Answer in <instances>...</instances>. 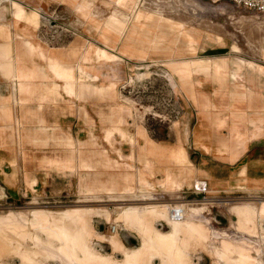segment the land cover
<instances>
[{
	"label": "rangeland",
	"instance_id": "obj_1",
	"mask_svg": "<svg viewBox=\"0 0 264 264\" xmlns=\"http://www.w3.org/2000/svg\"><path fill=\"white\" fill-rule=\"evenodd\" d=\"M138 9L147 17L131 41ZM0 26L8 29L25 68L21 78L9 76L0 58V108L13 92L32 106L20 113L25 102L19 101L11 120L0 110V133L16 160L0 161V264H85L103 257L127 264V253L145 244L151 252L139 264H167L152 250L154 235L172 239L183 264H239L247 252L260 256L264 194L212 201L192 187L178 196L142 197L139 191H124L121 175H134V158L149 143L161 147L160 162L173 148L187 152L183 141H194L201 127L204 138L222 150L228 151L231 137L233 157H238L239 144L249 138L247 123L251 120L255 131L264 125L257 119L261 110L240 107L244 99L252 106L264 103V74L248 65L264 68V12L234 0H0ZM190 39L196 41V53ZM3 41L0 37V53ZM41 51L76 75L79 96L65 91L56 63L43 59ZM225 58L230 72L222 87L211 67ZM54 80L57 108L40 107V94L50 91ZM105 94L125 117L112 128ZM76 143L82 147L74 168L57 169L58 162L73 158ZM194 151L193 159L202 161ZM98 154L114 169H95ZM177 204L188 206L176 210ZM156 205L171 209L150 213ZM129 207L144 217L121 222L119 213ZM176 212L182 217H174ZM113 235L119 239L116 247Z\"/></svg>",
	"mask_w": 264,
	"mask_h": 264
},
{
	"label": "bare ground",
	"instance_id": "obj_2",
	"mask_svg": "<svg viewBox=\"0 0 264 264\" xmlns=\"http://www.w3.org/2000/svg\"><path fill=\"white\" fill-rule=\"evenodd\" d=\"M126 5L128 6V4ZM121 15L124 17L127 16L126 14H121ZM146 17L147 15L143 10H140V9L136 10V12L134 13L133 27L131 29V33L128 35L129 40L132 41L134 39L135 34L138 32V28L142 26V20ZM7 30L8 29L6 27L0 26V37L4 40L3 43L1 44L2 50H3L2 53H0V58L3 60V65L1 66H3L4 69L10 70L8 73L9 76H17L21 78L23 76V72L25 68L23 64L20 63L19 60L17 59L18 56L16 57L14 53L15 42L9 38L7 34ZM189 42L191 44L190 48L192 47L191 50L193 51V53H196L195 52L196 51V46H195L196 41L193 39H190ZM159 44L160 43L156 45H159ZM232 49L233 51L234 50L237 51V47L232 46ZM40 56L43 59L49 58L51 59L52 63H56L54 71L56 73V76H58L59 79L64 81L65 91L70 95L74 94L75 96H79V89H78L79 87H78L76 75L64 69L63 65L58 62L59 60L58 58L52 55L46 54L44 51L40 52ZM248 65L252 69L259 70L261 73L264 74V68H262L259 65H256L254 62L248 63ZM229 67L230 66H229V62L227 58L221 60L220 62L214 61L212 63L211 68L214 72L215 80L222 87H224L228 83L229 72H230ZM186 70H184V72H186ZM55 81L56 80L53 81L54 83H50V91H48L45 94H40L39 96L40 107H46V103H47L49 107L52 108L53 110L57 108L58 106L57 102L60 99V94L56 87ZM254 81L255 79L253 78V82H249V86L251 87L252 90H254V88L256 89V83H254ZM237 82L239 83V85H241V87H244L247 83V81H245L244 78H237ZM105 98H106V101L108 102V108L110 109V114L108 117V127L112 128L122 123L125 117L120 109V106L118 104H115L113 101H111L108 98V94H105ZM4 100L7 102V104L0 108V110L3 111L4 119L11 120L13 118V113H12L13 105L18 103L19 101L25 102V104H23V106L19 107L18 109L20 113L27 114L30 111H32V106L29 104L30 102L28 103L26 99H24V97H22L21 95H18L17 92H13L11 95L6 97ZM30 100L32 101V99ZM256 105L258 106L256 107ZM256 105L252 106V103L249 105V103L244 99V102L240 104V107H242L245 112H248L249 109H256V110H261L262 112H264V103H260L258 101ZM236 122H239V121H236ZM261 122L264 123V121H260V124ZM202 131H203V128L201 127L200 129H197L194 132L195 141L197 144H202L204 148H208L209 144L208 142H206L208 140L204 138ZM21 135H22V130L19 129L18 136L20 137V140L22 141ZM6 147L8 148L6 141H5V137L4 135H1L0 133V161H2L4 157H6L12 163H14L16 161L14 159L15 156L10 152V150H14V148L13 147L8 148L7 149L8 152H7L5 151ZM80 147H82V145L80 143H76L74 154L70 156V157L73 156V158H69L66 164L58 162L59 165L56 166L57 169L63 166L74 168L73 159H75V157L77 156L78 154L77 149ZM160 148H161L160 146H157L154 143L153 144L149 143V148H147V145H146L144 150H141L140 153L138 152L136 154L134 160H136L137 164L135 167L136 169H135L134 175H128L126 173H122L121 175L123 183H124L125 192L133 193V192L139 191L140 196L152 197V198L154 197L156 198V196L161 197L162 194L160 195L159 192H163L168 195L178 196L182 188L190 189L192 187H195V185H200L202 182L208 183V181L205 178L200 177L203 174L206 175L207 171L202 168L204 170V173L202 174L201 167L196 166L193 162L190 161L189 155L187 152L176 151L173 148L172 150L168 151L169 153L167 154V160L165 162H160L159 161L160 154L158 151ZM95 159H96V162L94 164L95 169H97L99 172H101V170H104V169H114V167L110 165L108 161L105 160L102 155L98 154V156H96ZM158 172L163 173L162 179L156 178V174H158ZM182 206L186 208L188 205L177 204L175 205L174 209L178 210ZM159 209L162 210L163 212L168 213L171 207L167 206L165 208V207L156 205V206H153L151 209H149V211L150 213L153 214V213H156ZM139 211H140L139 209H134L131 207L126 208V209L123 208L122 212L119 213V219L121 222L132 224L133 222L139 221L144 217V215L141 214V212ZM180 225L181 223H177L173 231V234H175V232L178 231V228L180 227ZM116 230H117V227H113V231L116 232ZM257 240L262 241V238H257ZM110 241L116 247L119 243L118 236L113 235ZM153 242H154V245L152 246V250H154L153 252L161 254V256H163L164 262H167V264H183L179 256L173 251L172 239H164L159 235H154ZM149 249H150L149 246L145 244L138 251L127 253V264L129 263L139 264L141 262L143 254L148 255V253L151 252ZM263 252H264V247L262 246L258 248V253L260 255L258 258L252 257L250 253L247 252V254L244 257V260L239 262V264H264V260L262 259ZM85 264H117V263L112 262L110 258L103 257L97 261L87 260ZM187 264H190V263H187Z\"/></svg>",
	"mask_w": 264,
	"mask_h": 264
},
{
	"label": "crops",
	"instance_id": "obj_3",
	"mask_svg": "<svg viewBox=\"0 0 264 264\" xmlns=\"http://www.w3.org/2000/svg\"><path fill=\"white\" fill-rule=\"evenodd\" d=\"M256 114L257 119H264V112L256 111ZM247 127L250 129L249 138L239 144L241 152L238 157H233L232 138L229 136L228 151L222 150L216 141H206L210 145L209 149L198 146L195 137L194 141H183L182 145L187 150L190 161L207 171L206 175L200 177L205 178L208 187L213 189L207 194L208 199L219 201L228 197L255 198L264 194V125L262 129L255 131V124L250 120ZM223 128L226 127L221 128L222 134L227 136ZM193 147L194 152L202 156V161L193 159ZM244 158L246 161L235 168L234 166ZM262 222L264 224V220Z\"/></svg>",
	"mask_w": 264,
	"mask_h": 264
},
{
	"label": "built area",
	"instance_id": "obj_4",
	"mask_svg": "<svg viewBox=\"0 0 264 264\" xmlns=\"http://www.w3.org/2000/svg\"><path fill=\"white\" fill-rule=\"evenodd\" d=\"M239 3H244L246 7H249L254 10H258L261 12H264V0H234ZM208 183L207 182H202L200 185H195L193 188V192L195 194H203L204 199H208L206 196L208 194ZM174 217L180 218L182 217L181 212H176L173 214Z\"/></svg>",
	"mask_w": 264,
	"mask_h": 264
}]
</instances>
